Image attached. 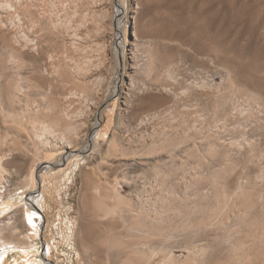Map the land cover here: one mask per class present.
Listing matches in <instances>:
<instances>
[{"label": "rangeland", "instance_id": "obj_1", "mask_svg": "<svg viewBox=\"0 0 264 264\" xmlns=\"http://www.w3.org/2000/svg\"><path fill=\"white\" fill-rule=\"evenodd\" d=\"M59 1L23 0L28 12L0 6L2 75L37 81L38 74L6 63L22 44L38 47L44 66L50 57L63 62L51 86L34 85L28 97L0 102V153L9 154L8 172L0 169V231L18 226L33 240H22L31 249L0 251V264H119V254H108L100 240L111 230L126 244L139 235L130 217L124 225L100 216L97 205L113 203L114 184L147 229L175 236L178 245L198 234L199 243L211 244L204 231L210 216L226 217L227 229L242 222L239 237L256 242L262 264L264 0H62L67 10ZM45 14L61 36L30 19ZM77 64L84 70L74 72ZM71 96V130L63 119L39 142L14 132L60 119L59 107ZM66 140L72 148H64ZM240 183L246 189L236 207L246 215L234 222L215 189L226 184L233 195ZM155 214L162 222L149 220ZM183 252L174 253L185 260Z\"/></svg>", "mask_w": 264, "mask_h": 264}, {"label": "bare ground", "instance_id": "obj_2", "mask_svg": "<svg viewBox=\"0 0 264 264\" xmlns=\"http://www.w3.org/2000/svg\"><path fill=\"white\" fill-rule=\"evenodd\" d=\"M63 1L61 0V1H59V3H62V5L64 7H66L65 9L67 10L68 9V6H69V3H65ZM89 1H91V0H89ZM68 2H70V4H71V2L74 3V2H77V0H75V1L72 0V1H68ZM82 3H84V2H82ZM93 3H95V1H93ZM23 5H24L23 0H0V6L1 7H4L8 12H13V11L14 12H20L21 10H23V12H28V8H26V6L24 7ZM33 5H31V8H32ZM84 5H85V3H84ZM94 5H96V4H94ZM35 16H33V17L30 18V19H32L34 25H45L50 32L55 33V35L57 34L58 36H61L62 33L60 32V28H59L58 24L56 23V21L51 16H47L46 14L45 15H39L38 17H35ZM79 25H78V27H79ZM78 27H77V29H79ZM32 30H33V28H32ZM34 49H31V48L27 47L26 45H23L22 44V45H20L19 53L17 54L15 52H13L9 56V58H8V60H7L6 63L14 64V65H17L19 68H21L23 70L30 71L31 75L38 74L37 81H33L32 80L33 79L32 76H30V77L27 76V77H25L23 79L21 77V79L19 81H13V79L8 78V77L2 75L1 70L4 69V66H3L4 63L2 61H0V102L9 103V99L12 96L15 97V98H20V96H22V97H28L29 94H30V92H31V90H32V88H34V85L37 86V85L48 84L49 86H51L50 77L53 76V75H56V73H60L61 66H62L61 63H63V62L60 61V63H59V61L57 59H54V60L58 61L55 64L53 58L50 57L47 60L48 65L46 64L47 63L46 62V63H44V64H46V66H44V65H42L43 57L41 56V53H40L39 48L37 47L36 50H34ZM82 65L81 64H77L75 67H73V69L75 70L74 72H81L82 70H84V68H83L84 65L83 66ZM71 70H72V68H71ZM2 78H4V82L1 81ZM73 98L74 97L71 96V97H69L67 99L68 101L70 100V103L68 105H64L63 107H59L60 116L58 118H60V119H56V120L52 121V123L50 122L48 124H44L40 128H37L35 125L34 126H31L29 128H24V129H21L20 127H12V128H15V129H13L14 132L18 136H20V137H22L23 136L22 134H24L25 137H26V139L28 141H33V142H39L40 140H42L43 136H46V135H51L52 136L55 132H57V129H56V124L57 123L58 124L61 123L63 121V119L64 120H67V122L68 121H71V113L73 111L72 109L74 108V106L72 105L74 103V101L72 100ZM157 115H158V113H157ZM4 119H5V116H3V117L0 116V143L2 142L1 139L3 137L2 134H3V131H4L3 130V128H4V126H3ZM143 120L144 119L142 118L141 121H143ZM25 122H26V120H25ZM16 125H18V124L16 123ZM143 125H145V123ZM65 126H66L65 127V130H67V129L71 130L70 122L66 123ZM6 127H8V126H6ZM5 132H7V130ZM8 132H10V130ZM10 134L11 133H9L8 135H10ZM64 135L66 136V134H64ZM65 136H64V138H66ZM10 138H11V136H10ZM68 139H69V137H68ZM66 141L67 142L65 143L66 145H65L64 148H67V149L72 148V142L69 141V140H66ZM13 143H14V141H13ZM45 149H52V147L46 146ZM203 152H204V155L205 156H207L210 153L209 151H207L205 149H203ZM8 155H6L4 153H0V169H1L2 172H8V169H7V165H8V161H9V158L7 157ZM38 156L39 155H37L36 157L38 158ZM207 159H208V157H207ZM38 163L39 164L42 163L41 160H40V158L38 160ZM260 179H263L264 180V171L262 172V175L260 176ZM226 187H227L226 184L220 185L219 186L220 191L218 190V188L215 189V187H214V189L216 190L215 197L217 195L221 194L223 196V198H224V205L222 204L223 205V208L220 207V209H221V211L223 210V212H222L223 214L225 212H226V214H228L229 220H230V218L232 220H233V218H235L234 222H236V220L238 222H241V218L243 217V215H246V212H245V214L243 212L246 209L244 210V209L237 208L236 207V204L238 202H240V201H238L239 198H241V196H244L243 190H244L245 187L243 188L242 183H240L239 186H238V188H237V191L233 195L232 194H229L226 191ZM97 192L99 194H101L100 191H97ZM112 192H113L112 193V196H111L112 197V200H113V203L112 204L106 203V201L103 199L104 201H102V203H100L99 205H97L99 207L98 210H99V212L101 214L100 216H102L105 219H111V218H113V220L118 219V220L122 221L124 225L125 224L127 225V218L130 217L132 219L131 220L132 222H130L131 223L130 230L131 229L135 230L138 233L137 236L139 235L138 240H135V241H138V242H132V244H128V243L126 244V242H124V240H123V238H124L123 236L118 235V234L115 235V233L112 232V230H111L109 232L110 234L106 238L100 240V244H102V246L105 248V250L107 251L108 254H110L112 252L113 253L114 252H117V254H119L118 256L121 258L119 264H258V262H257V256L255 255V252L253 251V249H254V247L256 245V242L253 243V242L243 241L239 237V232L241 233V231H240L238 225L241 224L242 222L239 223V224H237V223L233 224L232 223V225H231V223H230L231 221H229L230 225L228 223L227 224L230 227L227 229V227L225 228V225H226L225 224V220L228 221V219H226V217H225L224 220L221 219L220 217H217L214 220H212V218H214L216 215L214 217L213 216H210L212 218H211L209 224L206 223L205 230L204 229L203 230L206 231L207 236L210 237V240L212 241V242L210 241L211 244L210 243L208 244L206 241H205L206 244L204 242H203L204 244L199 243V241L196 240V237L197 236H200V235L199 234L198 235L196 234L197 236L194 237L195 234L193 233L194 236L193 235L192 236L195 239H193V241L191 243L190 242H186L185 244L178 245L177 244L178 242L177 243H174V241L176 240V237L175 236H173V235H166L165 233L162 234L163 232L162 233H154L153 232L154 229H153V231L147 229L146 226L144 225V223L140 220V216H139V212L140 211L136 210V208L135 209L132 208V206L131 207H127L126 205L123 204V196L118 191V187L115 184H114V186H112ZM98 196L100 197V195H98ZM218 197H217V199H218ZM2 199H3V196H2V194H0V201ZM218 201H219V199H218ZM220 201H221V198H220ZM220 201H219V204H221ZM238 204L240 205L241 202L238 203ZM232 206H235L236 209H238V210L232 211L231 210ZM241 206H243V205H241ZM246 206H247V203H246ZM162 209L163 208H161V210ZM233 210H235V209H233ZM155 212H156V210H155ZM150 214H152V213L150 212ZM219 214H220V212H219ZM210 217H209V219H210ZM148 218H149V220H152L153 224H154V222L160 223L163 220V215L162 214H155V216H152L151 215ZM222 218H224V217L222 216ZM33 220H32V218H30V221H31L32 226H35L36 225V222L33 221ZM202 221H204V220H202ZM207 222H208V220H207ZM259 222L260 221H258V223ZM263 222H264V220H263ZM255 223H257V221ZM198 224H197V226L200 225V224L199 225ZM261 226H262V224H261ZM203 227H204V225H203ZM199 228H200V226H199ZM224 228L227 229L225 233H223V231H222ZM251 228H252V226H251ZM0 230H1V228H0ZM193 230H195V229H193ZM203 230H202V232H203ZM259 232H260V230H259ZM0 233H2V235H0V251H3L4 253H7L8 251H10L12 249H18V248L31 249L32 248V244H27V246H24L23 247L22 240H31L32 243H33V240H32V236L24 235L22 237L23 232L19 229L18 226L11 227L10 231L7 232V233H3L2 231H0ZM260 233L261 234L259 235L260 236L259 239H261V241L264 243V228H262V230H261ZM124 235H126V234H124ZM185 235H187V234H185ZM205 235L206 234H204V236ZM249 235H250V233H249ZM257 235H258V232H257ZM140 236H144V237L142 238ZM187 236H189V235H187ZM250 239H253V238L250 237ZM254 239L256 241L259 240V239H256V238H254ZM218 248H220V249L223 248V249L221 251L222 253L221 252L219 253L220 254V257H218L216 259L214 255H215V253L219 252L218 251L219 250ZM176 249H181L182 251H184L186 253L185 260H180L181 256H179V258L176 256L177 254L174 253ZM185 253H184V255H185ZM3 254L0 255V262L4 258ZM87 259H89V258H87ZM262 264H264V256H263V262H262Z\"/></svg>", "mask_w": 264, "mask_h": 264}]
</instances>
